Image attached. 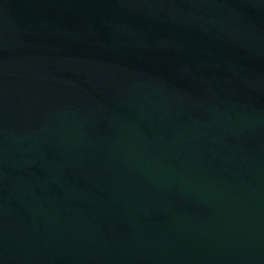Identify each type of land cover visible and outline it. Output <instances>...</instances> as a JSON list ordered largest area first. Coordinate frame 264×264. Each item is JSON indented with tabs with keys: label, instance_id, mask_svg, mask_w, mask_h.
Wrapping results in <instances>:
<instances>
[{
	"label": "water",
	"instance_id": "1",
	"mask_svg": "<svg viewBox=\"0 0 264 264\" xmlns=\"http://www.w3.org/2000/svg\"><path fill=\"white\" fill-rule=\"evenodd\" d=\"M0 264H264V0H0Z\"/></svg>",
	"mask_w": 264,
	"mask_h": 264
}]
</instances>
